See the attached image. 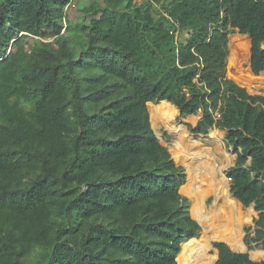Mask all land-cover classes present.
Segmentation results:
<instances>
[{
	"label": "trees",
	"instance_id": "16d2710c",
	"mask_svg": "<svg viewBox=\"0 0 264 264\" xmlns=\"http://www.w3.org/2000/svg\"><path fill=\"white\" fill-rule=\"evenodd\" d=\"M69 2L0 0V264H178L200 224L158 101L225 131L229 192L257 211L242 239L264 248V96L226 74L231 31L264 70V0H92L77 20ZM212 244V264H264Z\"/></svg>",
	"mask_w": 264,
	"mask_h": 264
},
{
	"label": "bare ground",
	"instance_id": "6f19581e",
	"mask_svg": "<svg viewBox=\"0 0 264 264\" xmlns=\"http://www.w3.org/2000/svg\"><path fill=\"white\" fill-rule=\"evenodd\" d=\"M253 87H256L254 83ZM148 111L156 118L171 122L174 121L176 109L170 103L160 101L149 106ZM172 131L177 138L173 143V150L178 151L177 153L182 154L187 159L188 176L181 191L194 202L191 206V212L199 224L201 223L203 234L211 230L213 238H222L231 246L243 249L244 243L240 239L238 228L241 205L229 193L228 187L222 183L221 178L216 174L218 163L215 157L221 151L214 150L212 147L201 146L199 142L188 135L186 128L180 125H175ZM215 133L218 132H211L213 135ZM207 195L213 197L209 206L205 204ZM210 247L209 237H202L201 235L198 239L188 240L182 243L178 261L180 264H211L214 257L207 253ZM260 255V251L253 253V257Z\"/></svg>",
	"mask_w": 264,
	"mask_h": 264
},
{
	"label": "rangeland",
	"instance_id": "374dc122",
	"mask_svg": "<svg viewBox=\"0 0 264 264\" xmlns=\"http://www.w3.org/2000/svg\"><path fill=\"white\" fill-rule=\"evenodd\" d=\"M91 1L92 0H70V2L66 4V7H67L66 13H67L68 18H70L72 20H77V19L81 18L82 17V10L80 9V7L82 5L89 4ZM135 1L141 2L142 0H135ZM231 30L232 29L230 28V31ZM233 36H238L239 39L243 40V47L244 48L240 52L241 56L239 57V64L238 65H236L234 63V61H236V59H234V58L230 59V61L228 62L227 69L225 67L227 76L229 78L235 80L236 82L240 83L241 85L245 86L247 88L248 92L264 96V77H262V76H264V70H262L259 74H253L252 75L253 72L251 71V69L249 67L250 39H249L248 35L241 34V33H238L236 31H234V32L231 31L230 37H229L230 39H229V51H228V53L231 51V37H233ZM178 37L183 40L186 37H188V34H187V32L178 33ZM26 39L30 40L31 36H28ZM48 39H52V37H50ZM23 53H24V55L28 53V46H26L23 49ZM253 83L256 85L255 88L253 87ZM170 105L176 109L175 114H174L175 115L174 121L165 122L163 119L156 118L155 116L151 115L149 112L151 125H152L154 131L156 132L157 136L159 137L160 141L167 145V147H168L169 151L171 152V155L174 158V160L178 164L183 165L184 172L186 174V179H185V183H186L187 176H188V173H187L188 168L186 167L187 159L182 154L177 153L178 151L176 152L173 150V143L177 140V138H176V135L174 134V132L172 131V129L175 125H180L183 127L184 125H186V123L194 124V122L199 118V116L201 115L202 112H201V110H199L197 113L189 114V115H186L184 117H179V112H178L177 107L173 106L172 104H170ZM173 123H175V124H173ZM212 131H217L218 133L217 134L215 133L213 135V134H211ZM224 132H225L224 130L219 129L217 127H211V128H209L208 132H206V133L202 132V134L195 136L190 131H188V135L191 138L195 139L196 142H199L200 145L203 147H212L214 150L221 151V153L216 154V157H215V160L218 163V167L216 168L218 170V172H216V174L219 178H221L222 183L225 184L227 187H229V181L226 178L227 177L226 169L234 163L235 153L232 151V148H228L226 146L225 141H224ZM230 155H231V157H230ZM228 157H230V158H228ZM185 183L180 186L179 190H180L181 194L185 195L188 198L189 212L192 215V217H194L193 213L191 212V206L194 202L192 200H190L188 195H186L185 193H183L181 191L183 186L185 185ZM211 196L212 195L206 196L205 204L207 206H209L212 203L213 197H211ZM238 203H240V202L238 201ZM240 205H241V207H240V218H239V222H238V228L240 230V233H242V235H240V239L242 241L243 239L241 236H243V234H244L243 227L248 226V225H253V218L257 216V211L254 210L252 204H250L249 206H243L240 203ZM211 232L212 231L209 230V232H206L203 234V227L201 226V223H200V229L198 231V236H195L193 238H189L187 240L182 241L180 244V251L182 248V243H184L188 240H191V239H198L202 235V237H209V244L211 245V247L209 248L207 253L210 254L211 256L213 255V257L216 259L217 258V250L213 246L212 242L215 240H223V239L222 238H213L212 237L213 232L212 233ZM223 241H225V240H223ZM228 245L231 247V249H233L235 251H242V249L235 248V247L231 246L230 244H228ZM247 250H248V248H247ZM247 250H243V251H247ZM180 251L178 252L177 257H176L177 261H178V255H179ZM255 251H260L261 255L259 257H253V253ZM249 254H250V257L254 260L262 259V258H264V248L260 247V246L254 247V248L249 250ZM214 258H213V262L215 261ZM178 264H180L179 261H178Z\"/></svg>",
	"mask_w": 264,
	"mask_h": 264
},
{
	"label": "crops",
	"instance_id": "0c3cea01",
	"mask_svg": "<svg viewBox=\"0 0 264 264\" xmlns=\"http://www.w3.org/2000/svg\"><path fill=\"white\" fill-rule=\"evenodd\" d=\"M195 122H196V121H195ZM195 122H194V123H195ZM183 128H186V130L189 131L186 125H184ZM163 144H164V143H163ZM164 145H166V144H164ZM166 146H167V145H166ZM240 235H242V233H240ZM241 237H243V236H241ZM242 243H244L243 240H242ZM243 250H247V245H246L245 243H244V248L242 249V251H243ZM249 250H250V249L247 250L248 253H249ZM249 256H250V254H249Z\"/></svg>",
	"mask_w": 264,
	"mask_h": 264
},
{
	"label": "built area",
	"instance_id": "2783aa9c",
	"mask_svg": "<svg viewBox=\"0 0 264 264\" xmlns=\"http://www.w3.org/2000/svg\"><path fill=\"white\" fill-rule=\"evenodd\" d=\"M226 178H227V180H228V181H230V179H231V177H230V176H228V175H227V177H226Z\"/></svg>",
	"mask_w": 264,
	"mask_h": 264
},
{
	"label": "water",
	"instance_id": "95a60500",
	"mask_svg": "<svg viewBox=\"0 0 264 264\" xmlns=\"http://www.w3.org/2000/svg\"><path fill=\"white\" fill-rule=\"evenodd\" d=\"M178 112H179V110H178ZM228 189H229V187H228ZM197 220V219H196ZM198 221V220H197ZM199 223V222H198Z\"/></svg>",
	"mask_w": 264,
	"mask_h": 264
}]
</instances>
